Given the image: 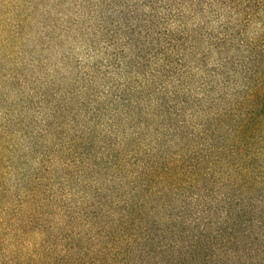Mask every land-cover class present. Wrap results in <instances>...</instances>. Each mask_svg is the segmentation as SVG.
Masks as SVG:
<instances>
[{"label": "trees", "instance_id": "1", "mask_svg": "<svg viewBox=\"0 0 264 264\" xmlns=\"http://www.w3.org/2000/svg\"><path fill=\"white\" fill-rule=\"evenodd\" d=\"M161 1L141 37L149 59L113 88L85 158L59 170L43 161L16 195L0 164V264H240L264 253V0H197L203 30L183 23L196 8Z\"/></svg>", "mask_w": 264, "mask_h": 264}, {"label": "rangeland", "instance_id": "2", "mask_svg": "<svg viewBox=\"0 0 264 264\" xmlns=\"http://www.w3.org/2000/svg\"><path fill=\"white\" fill-rule=\"evenodd\" d=\"M196 1L173 0V8H196L200 13L185 15L183 23L203 30ZM155 5L162 1L0 0V164L14 195L43 161L44 169L59 170L85 158L83 141L90 140V148V130L103 131L113 88L132 82L139 56L149 59L141 37L154 31ZM73 187L67 181L63 192L79 197ZM194 213H186L189 220ZM238 260L264 264V253L250 251Z\"/></svg>", "mask_w": 264, "mask_h": 264}]
</instances>
